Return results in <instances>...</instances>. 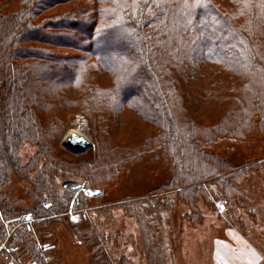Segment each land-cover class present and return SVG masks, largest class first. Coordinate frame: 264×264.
Wrapping results in <instances>:
<instances>
[{
	"label": "trees",
	"instance_id": "trees-1",
	"mask_svg": "<svg viewBox=\"0 0 264 264\" xmlns=\"http://www.w3.org/2000/svg\"><path fill=\"white\" fill-rule=\"evenodd\" d=\"M197 91L219 107L216 122L199 120ZM71 110L96 138L98 126L110 133L130 114L160 130L128 149L110 148L119 160L98 159L87 182L113 178L122 163L160 145L173 171L162 191L178 189L194 213L202 188L228 185L253 165H232L200 146L244 138L256 122L264 130V0H0V259L43 263L39 227L67 224L54 216L67 213L69 199L55 196L45 208L43 198L47 180L69 167L52 142ZM27 144L37 150L22 164ZM42 163L34 205L24 210L5 190L10 171L28 179ZM89 166L79 164L85 173ZM29 212L38 223L8 235L4 224ZM86 243L94 264L108 263L99 241Z\"/></svg>",
	"mask_w": 264,
	"mask_h": 264
},
{
	"label": "rangeland",
	"instance_id": "rangeland-1",
	"mask_svg": "<svg viewBox=\"0 0 264 264\" xmlns=\"http://www.w3.org/2000/svg\"><path fill=\"white\" fill-rule=\"evenodd\" d=\"M107 49L105 47L103 51ZM109 78L104 76L106 86L111 84ZM198 91L197 99L200 100ZM192 92L189 91L188 98ZM202 100L197 111L199 120L216 122L220 117L217 114L219 107L208 97ZM130 116H123L120 119L121 127L110 133L98 126L96 138L93 125L83 114L74 110L64 113L52 144L54 157L68 162L69 167L65 170L66 174H62L65 173L63 170L53 180H47L43 206H52L55 196L68 198L70 208L67 213L54 216L57 219L65 217L67 224L59 222L51 225L48 222L41 225L39 230L42 231L43 242L38 245L40 254L44 256L43 263L32 262L29 255H24L25 261L18 264H94L90 245L86 243L87 236L102 244L108 258L106 264H119L121 261L127 264H175L174 243L180 242L181 238L183 242L196 239L200 235L195 234L198 229L207 232L212 227L215 230L220 227L223 231L231 227L239 232H248L253 240L254 236L262 235L264 244V130L259 128L257 122L244 138L221 136L211 144H201L202 151L232 165L253 164V167L228 185L210 183L202 188L195 197L196 211L193 213L188 203L181 199L183 195L179 197L178 189L162 191V187L170 182L173 171L171 159L165 158L160 145L144 156L122 163L113 178L103 176L96 183L87 182L89 176H94L91 171L98 159L102 161L108 154L110 159L119 160L117 151L110 148L128 149L133 142L160 132L137 117L133 118L132 114ZM69 132H79L89 138L90 146L85 152L73 153L62 144ZM36 150L29 144L25 145L18 152L22 164H27L35 156ZM84 162L90 165L86 173L79 168V164ZM42 165L39 164L28 179L25 175L10 171V181L5 190L14 200L13 203L24 210L34 205V183ZM75 183L83 185L77 193L72 190ZM88 189L101 192L91 195L86 193ZM18 200L21 202L18 203ZM219 200L221 206L217 204ZM20 222L4 224L8 235L21 224L32 229L38 223L33 212L23 214ZM188 229L192 233L187 236ZM3 246L0 245V250ZM0 264L16 262L3 256Z\"/></svg>",
	"mask_w": 264,
	"mask_h": 264
},
{
	"label": "crops",
	"instance_id": "crops-1",
	"mask_svg": "<svg viewBox=\"0 0 264 264\" xmlns=\"http://www.w3.org/2000/svg\"><path fill=\"white\" fill-rule=\"evenodd\" d=\"M216 230L214 227L207 232L198 229L195 234L200 235L196 239L183 242L181 238L180 242L174 243L175 264H264L262 235L254 236L253 240L248 232L231 227ZM191 233L192 230L188 229L186 235Z\"/></svg>",
	"mask_w": 264,
	"mask_h": 264
},
{
	"label": "water",
	"instance_id": "water-1",
	"mask_svg": "<svg viewBox=\"0 0 264 264\" xmlns=\"http://www.w3.org/2000/svg\"><path fill=\"white\" fill-rule=\"evenodd\" d=\"M62 144L71 152L73 153H82L85 152L88 147L90 146V142L87 140V138L78 132H69L67 135L63 138ZM83 185L80 184H74L72 187V190L77 193ZM101 190L94 191V190H86L87 194L94 195L95 193H100Z\"/></svg>",
	"mask_w": 264,
	"mask_h": 264
},
{
	"label": "built area",
	"instance_id": "built-area-1",
	"mask_svg": "<svg viewBox=\"0 0 264 264\" xmlns=\"http://www.w3.org/2000/svg\"><path fill=\"white\" fill-rule=\"evenodd\" d=\"M217 204L221 206L222 202L219 200V201H217Z\"/></svg>",
	"mask_w": 264,
	"mask_h": 264
},
{
	"label": "bare ground",
	"instance_id": "bare-ground-1",
	"mask_svg": "<svg viewBox=\"0 0 264 264\" xmlns=\"http://www.w3.org/2000/svg\"><path fill=\"white\" fill-rule=\"evenodd\" d=\"M79 133V132H78ZM81 134V133H80ZM87 140L90 142L89 138L87 137Z\"/></svg>",
	"mask_w": 264,
	"mask_h": 264
}]
</instances>
